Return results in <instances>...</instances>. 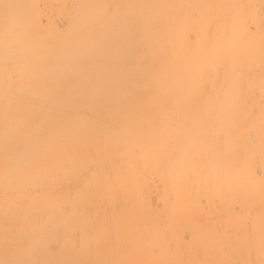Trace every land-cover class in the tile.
Returning a JSON list of instances; mask_svg holds the SVG:
<instances>
[{
  "label": "bare ground",
  "instance_id": "1",
  "mask_svg": "<svg viewBox=\"0 0 264 264\" xmlns=\"http://www.w3.org/2000/svg\"><path fill=\"white\" fill-rule=\"evenodd\" d=\"M263 191L264 0H0V264H208Z\"/></svg>",
  "mask_w": 264,
  "mask_h": 264
},
{
  "label": "rangeland",
  "instance_id": "2",
  "mask_svg": "<svg viewBox=\"0 0 264 264\" xmlns=\"http://www.w3.org/2000/svg\"><path fill=\"white\" fill-rule=\"evenodd\" d=\"M234 205L226 206L223 211L213 210L209 217L213 220L225 218L226 223L219 230H211L199 236L205 235L209 240L208 264H237L234 259L237 249L235 234L240 231L243 233L244 242L243 253L245 260L241 264H264V191L251 195L246 202V207L242 208L243 217L235 216L240 210ZM228 217L230 221H228ZM246 231V232H245ZM247 233V234H246ZM258 241L257 251L249 249V244L253 245ZM234 262V263H233Z\"/></svg>",
  "mask_w": 264,
  "mask_h": 264
}]
</instances>
